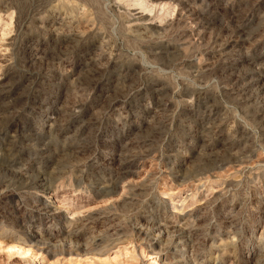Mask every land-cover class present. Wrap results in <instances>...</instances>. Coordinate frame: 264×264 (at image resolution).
I'll return each instance as SVG.
<instances>
[{"label": "rangeland", "instance_id": "374dc122", "mask_svg": "<svg viewBox=\"0 0 264 264\" xmlns=\"http://www.w3.org/2000/svg\"><path fill=\"white\" fill-rule=\"evenodd\" d=\"M0 264H264V0H0Z\"/></svg>", "mask_w": 264, "mask_h": 264}, {"label": "bare ground", "instance_id": "6f19581e", "mask_svg": "<svg viewBox=\"0 0 264 264\" xmlns=\"http://www.w3.org/2000/svg\"><path fill=\"white\" fill-rule=\"evenodd\" d=\"M43 175H44V174H43ZM39 177H40V176H39ZM42 180H43V179H42ZM40 181H41V180H40ZM41 183H42V182H41ZM44 185H45V184H44ZM42 186H43V185H42ZM47 186H48V185H47ZM45 187H46V186H45ZM41 188H43V187H41ZM48 188H49V186H48ZM45 190H46V188H45ZM45 190H44V192H45ZM48 208H49V207H48ZM40 210H41V209H40ZM47 210H48V209H47ZM40 212H41V211H40ZM44 213L46 214V212H44ZM160 228H161V227H160ZM162 231H163V230H162ZM12 246H13V245H12ZM12 246H9V247L12 248ZM14 247L16 248L17 245H16V246H13V248H14ZM19 248H20V247H19ZM19 248H18V249H19ZM18 249H17V250H18ZM21 249H22V248H21ZM21 249H19V250H21ZM23 250H24V249H23ZM26 251L28 252V250H26ZM26 251H25V250H24V251L21 250L20 252H21L22 254H24V253H27ZM18 252H19V251H18ZM24 255H26V254H24Z\"/></svg>", "mask_w": 264, "mask_h": 264}]
</instances>
